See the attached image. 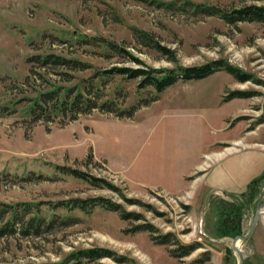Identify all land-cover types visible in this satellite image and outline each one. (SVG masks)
<instances>
[{
    "label": "rangeland",
    "instance_id": "374dc122",
    "mask_svg": "<svg viewBox=\"0 0 264 264\" xmlns=\"http://www.w3.org/2000/svg\"><path fill=\"white\" fill-rule=\"evenodd\" d=\"M158 1L169 0H0V206L35 204L34 212L17 217L14 233L0 235V264L59 262L94 247L111 250L115 259L79 264L238 263L232 240L248 230L264 187V23H227ZM191 1L228 10L264 6V0ZM132 26L174 49L178 64L140 45ZM78 34L114 41L151 67L224 59L251 79L238 81L220 69L201 79L180 78L156 95L152 87L138 88L137 78L115 75L106 81L103 98L113 97L119 108L151 100L130 118L93 109L73 120L33 121L25 96L47 83L24 82L29 55L52 51L94 66L69 71L70 81L54 80L49 68V81L67 86L93 68L137 66L100 56ZM233 91L245 95L228 97ZM56 165L105 178L121 193L94 187ZM97 196L143 218L123 219L100 205L89 211L65 206L73 198ZM34 213L43 220L26 230ZM141 222L158 228L153 235L173 232L183 243L201 245L175 257L172 246L152 241L149 231L132 230ZM228 225H238L239 233H223ZM238 247L242 264H264V197L255 227ZM205 251L207 260L201 258Z\"/></svg>",
    "mask_w": 264,
    "mask_h": 264
},
{
    "label": "trees",
    "instance_id": "16d2710c",
    "mask_svg": "<svg viewBox=\"0 0 264 264\" xmlns=\"http://www.w3.org/2000/svg\"><path fill=\"white\" fill-rule=\"evenodd\" d=\"M158 3L167 8H171L178 3L180 9L190 11L193 15H214L223 19L227 23H235L238 21H255L264 23V6L262 5L250 4L228 10L217 5L198 3L191 0L158 1ZM131 29L135 39L140 45L154 49L174 64H178L174 49L161 44L149 31L134 26H132ZM76 38L90 44L91 46L99 48V52L97 51L96 53L100 56H117L120 60L129 59L135 62L137 66L113 65L106 69L93 68V72L89 77L82 78L78 82L67 86L49 81L52 80V76L48 73L49 68L55 69L53 72L56 76L53 78L54 80L70 81L74 76L69 71H80L94 66L80 58L66 56L52 51H44L29 55L26 58V61L30 64V68L29 73L25 76L24 82L31 84L37 79H42L47 83L43 89L37 91L36 95L30 97L25 96V99L28 101L26 111L31 115L33 121L42 120L49 123L56 119L59 121L73 120L80 114L90 113L93 109H98L101 112L114 113L118 117L130 118L138 106L148 105L151 100L145 101L144 103L131 104L125 108H119V106L115 104L116 102L113 100V97L103 98L105 97L104 87L106 81L112 79L115 75L128 79L137 78L138 88L152 87L155 90L156 95L168 86L174 84L180 78L183 80L201 79L220 69L226 70L238 81L243 82L251 79L250 74L243 72V70L230 64L224 59L213 60L197 66H177L170 69L156 68L148 66L141 59L137 58L130 50L109 39L97 36H86L84 34H78ZM41 69L43 71H41ZM115 87L114 91L117 89V86ZM244 95L245 93L243 91H233L228 97ZM156 97L152 100L156 99ZM55 167L60 172L82 179L94 187L106 188L121 193L118 186L105 178L97 177L76 168L57 165ZM65 204V206L72 208L77 207L83 211H89L93 206L100 205L109 210L117 211L123 219L140 221L143 218L141 214L126 211L121 204L100 196L89 199L73 198L67 200ZM1 205L0 220H3L4 215L7 213L10 216L5 220L3 226H0V235L14 233V222L18 220L17 217H21V215L26 213L34 212L33 207L35 206V204L31 202ZM35 215L36 213L31 215L27 222H25L26 230H28L30 226L35 228L39 227L43 219ZM132 230L149 231L151 233L152 241L171 245L172 247L169 249L170 254L179 258L190 255L201 245L196 241L183 243L173 232L153 235L157 232L158 228L148 222L138 223L132 228ZM239 231L240 228L238 225H228L222 232L225 234H237ZM209 253V251L203 252L201 258L207 260L209 258ZM103 257H111L115 259V253L106 248L94 247L79 250L76 253L68 255L64 260L59 262H27L18 264H79L82 260L94 261Z\"/></svg>",
    "mask_w": 264,
    "mask_h": 264
},
{
    "label": "water",
    "instance_id": "95a60500",
    "mask_svg": "<svg viewBox=\"0 0 264 264\" xmlns=\"http://www.w3.org/2000/svg\"><path fill=\"white\" fill-rule=\"evenodd\" d=\"M263 197H264V187L262 188V190L260 192L259 199H258V202L256 205L255 215H254V218H253L248 230L244 234L235 236L232 240V248L238 257V263L237 264H242V261H243V255H242L241 250L238 247V242L246 239L250 235V233L252 232L253 228L255 227L257 220H258V217H259V213H260L261 199Z\"/></svg>",
    "mask_w": 264,
    "mask_h": 264
}]
</instances>
